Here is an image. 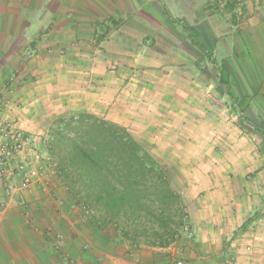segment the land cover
<instances>
[{"label": "crops", "instance_id": "crops-1", "mask_svg": "<svg viewBox=\"0 0 264 264\" xmlns=\"http://www.w3.org/2000/svg\"><path fill=\"white\" fill-rule=\"evenodd\" d=\"M148 5L0 0V123L32 137L67 113L125 127L189 192V232L166 248L135 249L113 234L85 233L55 214L68 194L49 170L22 195L10 196L0 179V264H264V5L248 6L250 17L221 38L217 73L205 72L204 86L174 66L139 88L135 75L112 70L115 59L96 38ZM132 81L146 95L133 94Z\"/></svg>", "mask_w": 264, "mask_h": 264}, {"label": "trees", "instance_id": "trees-1", "mask_svg": "<svg viewBox=\"0 0 264 264\" xmlns=\"http://www.w3.org/2000/svg\"><path fill=\"white\" fill-rule=\"evenodd\" d=\"M198 46L207 60L213 59ZM49 138L58 178L75 204L94 213L90 225L111 230L114 238L136 248H166L180 238L188 223L183 197L125 127L92 113H67L53 122Z\"/></svg>", "mask_w": 264, "mask_h": 264}, {"label": "rangeland", "instance_id": "rangeland-1", "mask_svg": "<svg viewBox=\"0 0 264 264\" xmlns=\"http://www.w3.org/2000/svg\"><path fill=\"white\" fill-rule=\"evenodd\" d=\"M148 2L149 5L145 8L148 12L135 13L134 8L132 14L126 16L125 19L117 21L118 25L111 23L109 26L110 30L101 35L103 37L99 36L96 38L99 43L103 42L104 48L110 49L115 59V63H112V70L116 74L126 76L127 78L129 75H135L136 81L140 82L137 84L139 88L144 85L148 86L151 84L150 81H154V79L151 80L150 76H156L154 75L155 71L160 69L173 70L174 66H177L175 68L176 72L183 71L195 75L197 83L201 84L202 82L204 86L205 82H208L205 72L208 71L210 73L212 71L215 74L217 73L215 59L218 60V55H215L219 53L221 38L223 40L226 38L225 40L228 42L227 39L232 36L228 35L234 30L236 25L244 23L250 17L248 6L256 8L264 5V0H148ZM200 44L214 55L213 59L207 60L205 58L198 46ZM110 47H116L117 50L113 51ZM193 60L195 61L193 62ZM180 63L183 64L180 65ZM217 63L219 64V60ZM199 64L203 65V68ZM132 82V84L136 85L134 81ZM134 85L131 88L133 94L146 95L147 87L140 90L137 85ZM61 115L63 114H60L57 118ZM57 118L49 124L46 134L34 136L35 142L21 154V156L28 158L34 164L37 162L36 166H39L42 171L38 182L24 190H11L7 186L3 175L0 174L4 188L10 196L16 193L22 195L23 191L31 189L36 184L42 185L41 181L49 170L50 172L54 171L55 176L59 179L58 173L55 170V161L51 158L47 149L50 140V128ZM0 124H2L0 126L1 129L2 126L11 129L17 128L25 132L27 136H30L23 128L10 122H2ZM6 128L4 129L7 130ZM3 133H0V138L5 136L2 135ZM0 140H2L0 141L2 144H5L3 142L4 137ZM37 157L39 158L38 161ZM165 161L169 165L172 163L171 160ZM163 169L167 174L166 168L163 167ZM167 176L171 183H173L174 188H177L174 181L177 180V176H174V179L170 174H167ZM18 179L16 177L13 182L16 186L20 182ZM59 181L63 184V180L59 179ZM63 188L67 193L64 185ZM176 188L175 190L182 195L184 202L188 201L190 198L189 192L183 191L181 187L182 190ZM61 200L62 202H55V214L63 216L66 213L70 219L77 222L78 226L85 233L91 230L94 233L99 231L104 234H113L111 230L101 231L96 225H90L89 221L92 220L91 214L94 213L84 209L82 205L75 204L69 195L67 202L63 198ZM19 203L22 207L26 208L25 216L29 217L27 200L24 197L20 198ZM182 232H189L187 226ZM118 239L122 240L121 238ZM121 242H123V244H119L121 246L124 245L130 249L136 248L129 241ZM140 247L149 246L142 244Z\"/></svg>", "mask_w": 264, "mask_h": 264}, {"label": "built area", "instance_id": "built-area-1", "mask_svg": "<svg viewBox=\"0 0 264 264\" xmlns=\"http://www.w3.org/2000/svg\"><path fill=\"white\" fill-rule=\"evenodd\" d=\"M11 81H14V78ZM4 128L6 127L2 126V129L0 128V133H5L2 134L5 135L2 136L5 144L0 142V174L3 175L7 186L11 190L27 189L38 182L42 174L40 167L36 166L37 162L34 164L28 158L21 156L24 150L35 142V138L27 136L25 132L17 128H6L7 130ZM38 160L39 158L37 157ZM16 177L20 181L18 186L13 183ZM177 264H185V262L180 260Z\"/></svg>", "mask_w": 264, "mask_h": 264}]
</instances>
